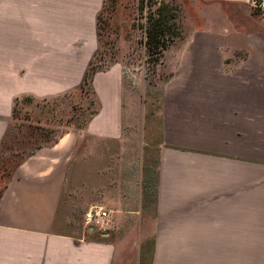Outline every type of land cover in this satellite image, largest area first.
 Returning <instances> with one entry per match:
<instances>
[{"label": "crops", "instance_id": "crops-1", "mask_svg": "<svg viewBox=\"0 0 264 264\" xmlns=\"http://www.w3.org/2000/svg\"><path fill=\"white\" fill-rule=\"evenodd\" d=\"M104 5L0 0V147L23 101L79 91ZM194 31L165 51L154 170L144 80L115 61L92 78L96 113L28 152L1 189L0 264H140L141 241L150 264H173V241L238 239L239 192L263 190L264 33L216 20ZM93 209L104 233L84 221Z\"/></svg>", "mask_w": 264, "mask_h": 264}, {"label": "rangeland", "instance_id": "rangeland-1", "mask_svg": "<svg viewBox=\"0 0 264 264\" xmlns=\"http://www.w3.org/2000/svg\"><path fill=\"white\" fill-rule=\"evenodd\" d=\"M160 2L173 8L176 26L172 37L169 36L172 40L155 60L147 53L144 28L147 16ZM215 20L242 23L248 30L264 33L261 14L247 0H105L94 64L98 70H105L119 60L127 77L134 79L138 74L144 80L145 98L150 101L145 129L147 145L143 150L144 170L151 172L155 168L159 143L156 112L160 89L168 77L163 64L165 51L173 44H180L178 41L189 37L195 29ZM96 109L97 102L87 87L74 96L54 101H23L16 108L14 128L9 129L0 147V191L28 152L52 143L65 128H81ZM258 187L263 190H255L252 199L246 198L245 193L238 194V239L185 240V244L184 241H173L172 263L264 264V182L255 185V189ZM151 202L152 198H148L149 206ZM141 243L140 264H150L151 241ZM182 252L185 255H181Z\"/></svg>", "mask_w": 264, "mask_h": 264}, {"label": "trees", "instance_id": "trees-1", "mask_svg": "<svg viewBox=\"0 0 264 264\" xmlns=\"http://www.w3.org/2000/svg\"><path fill=\"white\" fill-rule=\"evenodd\" d=\"M172 9L173 8L169 6V4L160 2L156 10L152 12L149 16H147L146 25L144 28L145 31L144 44L148 51L147 53L150 56H154L155 60H158V58L162 55L165 48L168 46V43L172 40L171 38H169V36L173 34L176 26L173 20L176 18V13ZM101 14L102 12L99 14L98 17V28L100 27L99 22H100ZM99 43H100V32H99ZM96 56H97V52L95 53L93 59L90 61L83 82L79 87V91L81 92L85 87H87L91 91L92 78L94 74L99 71L96 68V65L94 64V59L96 58ZM15 113H16V108H15ZM95 113L96 111L93 114Z\"/></svg>", "mask_w": 264, "mask_h": 264}, {"label": "built area", "instance_id": "built-area-1", "mask_svg": "<svg viewBox=\"0 0 264 264\" xmlns=\"http://www.w3.org/2000/svg\"><path fill=\"white\" fill-rule=\"evenodd\" d=\"M254 8H256L262 16L264 22V0H247ZM107 212L93 209L85 213L84 221L87 225L97 228L101 233L107 229V224L104 219L107 217Z\"/></svg>", "mask_w": 264, "mask_h": 264}]
</instances>
